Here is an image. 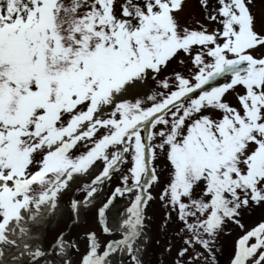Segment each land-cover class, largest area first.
Segmentation results:
<instances>
[{"label":"snow or ice","instance_id":"6c2138e0","mask_svg":"<svg viewBox=\"0 0 264 264\" xmlns=\"http://www.w3.org/2000/svg\"><path fill=\"white\" fill-rule=\"evenodd\" d=\"M45 204L22 264H264L256 0H0V231Z\"/></svg>","mask_w":264,"mask_h":264},{"label":"bare ground","instance_id":"6f19581e","mask_svg":"<svg viewBox=\"0 0 264 264\" xmlns=\"http://www.w3.org/2000/svg\"><path fill=\"white\" fill-rule=\"evenodd\" d=\"M47 211L48 205L45 204L43 210L35 219L30 218L18 225L20 230H16V227L9 225L6 234L3 231L1 240L5 242L0 244V264H22V260L17 256L26 261L28 254L35 250L39 243L45 241L48 228L59 222V219H57L59 210L51 220L46 219ZM67 252L68 245L65 242L60 254L64 256Z\"/></svg>","mask_w":264,"mask_h":264},{"label":"rangeland","instance_id":"374dc122","mask_svg":"<svg viewBox=\"0 0 264 264\" xmlns=\"http://www.w3.org/2000/svg\"><path fill=\"white\" fill-rule=\"evenodd\" d=\"M257 2V6L258 9L262 12H264V0H256ZM261 209H256L254 212L249 213L245 219L247 222L251 223L252 221H254L255 219H257L261 214H262ZM150 214L153 217V229H155L156 227V223H158L159 220V213L157 210L156 205H153L150 209H149ZM64 221L63 220H59V222L56 225V228H61L63 227ZM55 231L56 229H54L51 225V227L48 228L47 230V235H46V239L43 242V244H47L51 241L52 237L55 235ZM238 229H234V232H238ZM1 236V235H0ZM232 242H233V238L232 237H226L225 243H224V250L220 253V260H221V264H226L227 259H228V255L231 251V247H232ZM163 247H164V242H163V237H160V242L159 244H152L150 245L149 249L146 252V259L150 262H154V261H159L161 258V252L163 251Z\"/></svg>","mask_w":264,"mask_h":264}]
</instances>
